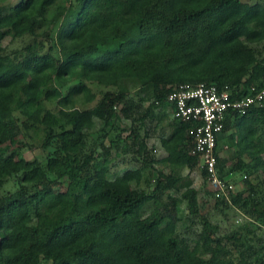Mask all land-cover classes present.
<instances>
[{
    "label": "trees",
    "instance_id": "1",
    "mask_svg": "<svg viewBox=\"0 0 264 264\" xmlns=\"http://www.w3.org/2000/svg\"><path fill=\"white\" fill-rule=\"evenodd\" d=\"M184 82L264 90V0H0V264H264V101L226 116L219 174L246 189H210L205 212L181 172L200 162L191 124L167 103ZM116 142L140 164L111 172ZM234 208L252 227L222 235Z\"/></svg>",
    "mask_w": 264,
    "mask_h": 264
},
{
    "label": "built area",
    "instance_id": "2",
    "mask_svg": "<svg viewBox=\"0 0 264 264\" xmlns=\"http://www.w3.org/2000/svg\"><path fill=\"white\" fill-rule=\"evenodd\" d=\"M232 95L231 90H220L214 84L184 82L174 86L167 97L173 116L191 124L189 133L195 145L189 153L200 155L198 166L205 171L209 188L217 198L230 204L237 186L219 174L217 138L223 132L227 115H244L263 104L264 90L234 100Z\"/></svg>",
    "mask_w": 264,
    "mask_h": 264
},
{
    "label": "rangeland",
    "instance_id": "3",
    "mask_svg": "<svg viewBox=\"0 0 264 264\" xmlns=\"http://www.w3.org/2000/svg\"><path fill=\"white\" fill-rule=\"evenodd\" d=\"M245 1L253 2L255 0H245ZM232 25L235 27L236 23H232ZM256 26H257L256 23H252V25H251L252 28H255ZM27 42H28L27 38H19L18 40H16L15 46L18 47V46H21ZM100 89H103V88L102 87H100V88L96 87V90H95V91L100 93L98 95V97L101 96ZM135 90L133 91L134 93H135ZM123 123L125 124V127L129 126L130 120H128V119L123 120ZM100 126H101V124H98V127H100ZM149 142H150L149 145H151L152 141H149ZM226 145H227V147L224 148L225 149L224 154L227 156H230L233 154V152L235 150L234 149L235 144L233 145L232 141L228 140ZM13 149H14V145H12V144H8V145L2 147L3 151H11ZM114 149H117L118 153L115 154V152H114V155H113L114 160L112 159V161H110L108 164H106V167L109 168L111 172H114L115 174H117L120 171H122L125 167H135V166L140 164V162H138L137 160H135L133 158L135 154L132 151H130L129 149H126L123 142H116V144L114 145ZM155 154H156L157 158H159L162 155L158 151H155ZM25 156L30 158L32 156V154L27 153V154H25ZM114 163H117V165L112 167L111 165H113ZM157 167L158 166H156L154 168L153 174L150 177L151 181H153V182L158 176V173H157L158 168ZM167 171H169V170H167ZM181 172H182V175L184 178L191 181L192 187H194L195 189H197L199 191L200 199L204 203V211L205 212H208V211L212 212L214 199H213V196L210 194L211 190L208 186V183L206 182V179L204 178V175L202 173V169L198 166H195L192 169L191 168H184ZM235 185L237 186L238 190L243 189L244 187L246 189V186H245L246 183L243 181L242 178H239L235 182ZM176 195H179V193ZM215 219H216V222H218V224H219V232L222 235H226V236L232 235L235 232H243L244 233L246 228L252 227V224H253L252 220L245 213H243V211L236 209V208L230 209V210H225V211L221 212L220 214H218V216ZM215 219H214V222H215ZM179 227L186 234H188V235L192 234L193 229H190L189 227H185V224H183L182 222H181V224H179ZM213 230H217L216 226L213 227Z\"/></svg>",
    "mask_w": 264,
    "mask_h": 264
},
{
    "label": "crops",
    "instance_id": "4",
    "mask_svg": "<svg viewBox=\"0 0 264 264\" xmlns=\"http://www.w3.org/2000/svg\"><path fill=\"white\" fill-rule=\"evenodd\" d=\"M168 113H171V111L168 109L167 110ZM171 115V114H170ZM171 118H164L162 121V124H160L159 127H156L154 129H152L151 133H150V137L148 141H152L150 146H154L155 151L160 152L162 155L158 158L159 160H163L168 156V152L165 150V148L163 147L162 144V140H161V133H167L168 132V122ZM150 143V142H149ZM227 144V143H226ZM225 148L227 147V145L224 146ZM225 149L222 150V155L224 154ZM160 155V154H159ZM184 168H182L183 170Z\"/></svg>",
    "mask_w": 264,
    "mask_h": 264
}]
</instances>
